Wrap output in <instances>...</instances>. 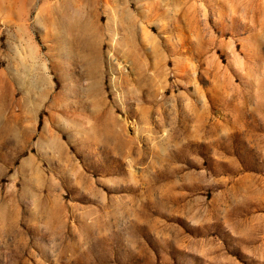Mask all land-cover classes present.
Listing matches in <instances>:
<instances>
[{"label":"rangeland","instance_id":"374dc122","mask_svg":"<svg viewBox=\"0 0 264 264\" xmlns=\"http://www.w3.org/2000/svg\"><path fill=\"white\" fill-rule=\"evenodd\" d=\"M0 264H264V0H0Z\"/></svg>","mask_w":264,"mask_h":264}]
</instances>
